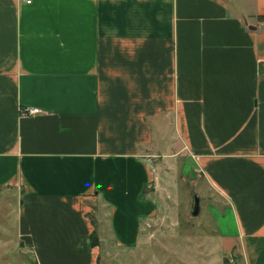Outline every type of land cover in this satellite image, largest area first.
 <instances>
[{
  "label": "crops",
  "instance_id": "obj_1",
  "mask_svg": "<svg viewBox=\"0 0 264 264\" xmlns=\"http://www.w3.org/2000/svg\"><path fill=\"white\" fill-rule=\"evenodd\" d=\"M263 15L264 0H0V210L30 264L137 246L172 141L219 200L223 256L264 264Z\"/></svg>",
  "mask_w": 264,
  "mask_h": 264
},
{
  "label": "rangeland",
  "instance_id": "obj_2",
  "mask_svg": "<svg viewBox=\"0 0 264 264\" xmlns=\"http://www.w3.org/2000/svg\"><path fill=\"white\" fill-rule=\"evenodd\" d=\"M169 145L172 148L163 150L174 152L168 161L162 163V156L154 157L158 179L152 193L158 211L143 221L141 242L121 247L111 237L105 239L100 243L99 264H240L239 253L233 252L232 258L223 256L217 239L216 220L221 214L214 203L218 198L204 192L203 178L195 182L182 173L184 153L175 155V141ZM191 166L189 161L186 168L190 170ZM10 209L7 205L0 210V264H30L33 252L19 242ZM102 210L98 205L91 211L94 221L104 219Z\"/></svg>",
  "mask_w": 264,
  "mask_h": 264
},
{
  "label": "built area",
  "instance_id": "obj_3",
  "mask_svg": "<svg viewBox=\"0 0 264 264\" xmlns=\"http://www.w3.org/2000/svg\"><path fill=\"white\" fill-rule=\"evenodd\" d=\"M25 1H27L28 3H31L32 2V0H25ZM40 110H39V108H36V107H25V108H23V110H22V112L23 113H36V112H39Z\"/></svg>",
  "mask_w": 264,
  "mask_h": 264
},
{
  "label": "trees",
  "instance_id": "obj_4",
  "mask_svg": "<svg viewBox=\"0 0 264 264\" xmlns=\"http://www.w3.org/2000/svg\"><path fill=\"white\" fill-rule=\"evenodd\" d=\"M260 18L264 19V15L260 16ZM92 243H93L94 246L99 245V239H98L96 231H94L93 234H92ZM239 256L241 257V255H239ZM226 262L228 263V260Z\"/></svg>",
  "mask_w": 264,
  "mask_h": 264
}]
</instances>
